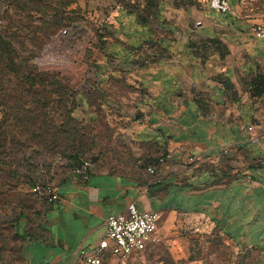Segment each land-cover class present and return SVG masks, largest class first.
Returning <instances> with one entry per match:
<instances>
[{
	"label": "crops",
	"instance_id": "0c3cea01",
	"mask_svg": "<svg viewBox=\"0 0 264 264\" xmlns=\"http://www.w3.org/2000/svg\"><path fill=\"white\" fill-rule=\"evenodd\" d=\"M228 1L220 13L210 0H172L167 10L159 0L151 31L127 18L130 38L115 43L119 61L101 80L108 146L87 182L64 175L60 201L38 207L24 230L26 264H79L77 251L97 246L130 203L160 213L158 243L177 247L179 230L200 228L264 253V140L244 130H264V41L253 35L259 20Z\"/></svg>",
	"mask_w": 264,
	"mask_h": 264
},
{
	"label": "rangeland",
	"instance_id": "374dc122",
	"mask_svg": "<svg viewBox=\"0 0 264 264\" xmlns=\"http://www.w3.org/2000/svg\"><path fill=\"white\" fill-rule=\"evenodd\" d=\"M144 6V0H138ZM157 3L159 0H155ZM167 2L166 10L170 6ZM243 12L250 14L258 21L264 17V0H240ZM7 0H0V20L4 22V12ZM80 5L86 18L91 23L101 26V33L108 36L109 44L125 45L129 40L130 28L128 19L121 17L119 3L115 0H90ZM170 14H167V17ZM121 17V21L119 20ZM0 23V26L1 24ZM93 31L90 24L81 22L67 30V34L49 44L43 55L37 59L42 69L54 70L72 80L76 90L87 96L82 102L75 116L89 125L92 139L97 142L91 153L83 155L81 161L93 162L104 153L106 137L110 131L105 109L98 106L94 108L90 96L94 92L93 86L98 80L104 81L109 75L105 64L116 63L117 58L105 56L100 45L92 41ZM106 47V46H105ZM117 46L113 45L112 50ZM90 50L94 65L87 66L83 57ZM58 57V60H55ZM96 66V67H95ZM102 68V69H100ZM100 75L101 77H97ZM98 88H103L100 82ZM113 109L121 111V103L113 102ZM5 109L0 106L1 112ZM60 121V120H59ZM80 160H72L63 154L54 156L35 154L31 148L23 153L14 152L10 148L0 151V250L6 259L13 264H26L21 255L22 245L25 241L24 230L36 221L35 212L43 205V201L36 198L32 188L36 183L57 184L58 179L75 171ZM5 164H1V162ZM182 243L177 247L163 242L148 248L140 257L130 258L124 262L115 260L114 264H264V253L251 251L248 246L234 247L214 230H179Z\"/></svg>",
	"mask_w": 264,
	"mask_h": 264
},
{
	"label": "trees",
	"instance_id": "16d2710c",
	"mask_svg": "<svg viewBox=\"0 0 264 264\" xmlns=\"http://www.w3.org/2000/svg\"><path fill=\"white\" fill-rule=\"evenodd\" d=\"M81 1L87 4L90 0H7L0 26V106L5 109L0 118V151L10 148L23 153L31 148L38 155L63 154L78 161L97 143L90 136L89 125L75 116L87 96L74 88L69 77L42 69L36 62L49 44L81 22L91 25L90 42H98L105 56L117 58L112 50L115 43L107 46L108 36L101 33V26L86 18ZM115 1L119 3L120 16L128 18L130 25L137 22L153 30V19L160 13L155 0H144V6L138 0ZM174 1L186 7L192 3ZM121 17L118 16L120 21ZM148 43L152 45V41ZM83 62L94 65L90 50ZM100 82L93 86L90 102L94 108L107 110L102 89L98 88ZM0 264H13L1 250Z\"/></svg>",
	"mask_w": 264,
	"mask_h": 264
},
{
	"label": "built area",
	"instance_id": "2783aa9c",
	"mask_svg": "<svg viewBox=\"0 0 264 264\" xmlns=\"http://www.w3.org/2000/svg\"><path fill=\"white\" fill-rule=\"evenodd\" d=\"M210 8L220 13L230 11L228 0H210ZM0 23L2 21L0 20ZM253 35L264 41V17L253 27ZM264 87V74L262 77ZM250 141L258 143L264 140V130L257 134L254 126H245ZM159 164L164 158L158 160ZM147 172L153 176L150 183L159 182L157 168L154 165L147 167ZM74 173L83 182L90 179L92 173V162L84 160L78 164ZM34 196L48 205H54L61 199L56 184L36 183L32 188ZM160 213L157 211H140L134 203H130L122 213L110 216L106 221V236L93 248H81L77 251L79 264H104L106 260L113 257L121 262L126 261L132 255H141L147 248L159 242L158 229Z\"/></svg>",
	"mask_w": 264,
	"mask_h": 264
}]
</instances>
